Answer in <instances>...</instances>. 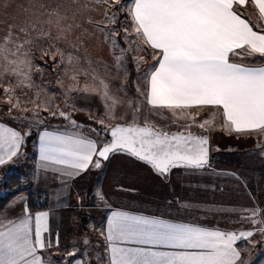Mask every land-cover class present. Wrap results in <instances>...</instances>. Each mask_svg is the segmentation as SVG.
<instances>
[{"label":"snow or ice","instance_id":"obj_1","mask_svg":"<svg viewBox=\"0 0 264 264\" xmlns=\"http://www.w3.org/2000/svg\"><path fill=\"white\" fill-rule=\"evenodd\" d=\"M17 7L30 15L0 35V105L19 125L0 122V167L25 157L27 142L35 136L33 179L51 174L64 194L74 180L102 169L116 155L168 182L175 169L195 173L210 167V136L193 127L210 134L219 122L222 132L237 138L264 135V0H69L67 6L29 0ZM249 9L255 10V20ZM53 27L58 39L73 38L68 49L57 46L52 55L60 70L55 83L63 107L33 78L44 73L33 62V44L51 40ZM93 37L108 47L111 64L87 55L86 42ZM51 48L42 50L43 56ZM129 57L137 71L135 102L126 99ZM117 79L118 89L113 86ZM89 97L100 100L102 115L70 102ZM82 111L99 127L77 121L75 113ZM204 112L207 118L198 119ZM153 116L171 120L160 125ZM49 119L64 124L50 127ZM173 125L178 130H170ZM93 195L97 207L109 210L103 226L94 228L102 238L92 248L95 264H245V247H264V208L259 205L224 213L238 214V222L250 228L221 229L114 208L99 187ZM56 199L58 207L68 206L59 193ZM180 206L190 209L187 203ZM52 218L51 210L33 213L23 193L0 208V264H53L50 250L59 248L60 233L53 237ZM82 243L83 258L76 259L74 241L65 253L67 264H91V242L85 236Z\"/></svg>","mask_w":264,"mask_h":264},{"label":"rangeland","instance_id":"obj_2","mask_svg":"<svg viewBox=\"0 0 264 264\" xmlns=\"http://www.w3.org/2000/svg\"><path fill=\"white\" fill-rule=\"evenodd\" d=\"M31 2L33 4H39L41 0H31ZM4 3L9 4L10 7L6 9L0 7V35H3V33L7 31L9 24H19L30 15V13H25L17 7V5H27L29 0H0V5ZM46 3L50 5L65 4L67 6L69 0H46ZM254 12V9H249V14L252 15L253 20H255ZM92 15L95 19L101 18V16L96 13ZM89 31H91V28H89ZM52 33L51 40H37L33 44V62L39 68L44 69L42 76L36 73L33 78L37 84L43 83V86L46 87L49 93H55L56 99L54 103L63 107V98L60 95L61 89L55 83L57 73L60 70L55 66L52 55L55 53V48L57 46L68 49L69 41L73 38L69 37L68 40L58 39L55 27H53ZM86 43L88 56L93 60H103L111 64L108 47L106 45L98 43L95 37L88 40ZM50 45L52 46L50 54L48 56H43L42 50H48ZM80 52L83 54L84 49H80ZM58 59L57 57V60ZM147 60L148 63H152L151 56H148ZM127 68L126 99H131L135 102L139 98L135 83L137 71L131 57L128 58ZM113 86L118 89L120 87V80H114ZM141 87H144L143 82H141ZM75 95L76 94H73V96ZM28 96L31 97L32 93L29 92ZM3 99V95L0 94V101ZM21 99L23 101L26 97L21 96ZM70 102L75 103L78 108L95 112L98 116L103 113V107L97 97L74 99ZM26 106L31 107L30 104ZM120 111L122 112L124 109L122 108ZM6 112L7 108L0 105V119H5L18 127L19 122L13 121L11 117L7 116ZM20 114L30 116V113ZM15 115H18V113L14 111L13 116ZM41 115L47 114L41 113ZM206 118L207 112L201 113L198 117L200 120ZM75 119L86 126L91 124L93 127H99V125H96L93 121L88 120L86 112L82 111L75 113ZM150 119L154 120L156 124L163 125L170 122L171 117L169 116V121L160 120L154 116L150 117ZM63 124L64 121L60 119L48 120V125L50 127ZM172 129L178 130L175 125H173L170 130ZM192 131L202 133V130L196 127H193ZM88 134L94 135L92 133ZM210 134L216 137L220 136L222 139L216 141L221 147V149L218 150L219 153L210 156H213L210 164H214V168L209 167L208 169L195 173L186 172L182 169H175L172 172L170 181L165 182L154 175L152 171L143 164L135 162L123 155H116L106 162L102 169L90 170L88 173L74 180L73 183H76L78 190L75 192L76 195H70L69 203L72 205L80 204L84 206L77 208L75 211L76 217H81V220H75L76 225L74 229H76V232L86 223V235L91 242L92 248L93 246L101 244L100 240L102 238L99 239V235L94 228L99 229L103 226V220L100 221L99 217L101 215L106 216L109 210L104 208L103 205L97 207L99 202L95 200L93 195L97 187L102 189L114 208L150 213L153 215L163 214L164 216L175 214L183 216L186 212L187 218L193 221L198 219V222L202 221V223L235 225L236 227L247 226L250 228V224L238 222V214L224 215V213L233 208L237 209L238 212L240 208H251L256 205L264 208V147L256 148L257 140L253 143L255 148L247 149L250 144L252 145L253 141L251 138L247 136L237 138L235 134L228 135L220 130L219 122L217 123L216 130ZM34 139L35 136L29 138V143H32ZM219 154L221 157H219ZM229 173H235V176L227 175ZM28 174L29 172H27L26 169L25 175ZM25 177L27 176H22L23 180L26 181L23 183L25 190H34V188L28 184V179L30 180V178L27 177V179ZM121 187L125 189H134L135 191L121 192L119 191ZM0 191H2V189ZM77 195L82 199L78 201ZM177 200L180 202L179 204ZM169 201H172V203L169 204ZM184 203L190 205L189 210L186 211L180 206ZM83 219H85V222L82 221ZM256 239H259V236H257ZM82 240L81 238V241ZM92 248L91 251L89 250L90 252H88V257L94 262L95 258ZM242 259L243 261L244 259L251 261V264H261V262L264 261V247H262L261 244L245 247L242 253Z\"/></svg>","mask_w":264,"mask_h":264},{"label":"crops","instance_id":"obj_3","mask_svg":"<svg viewBox=\"0 0 264 264\" xmlns=\"http://www.w3.org/2000/svg\"><path fill=\"white\" fill-rule=\"evenodd\" d=\"M239 62V61H238ZM0 122L6 123L9 126L12 127H16L15 125H13L11 122L5 120V119H0ZM207 135L210 136V156L216 153H219L218 150L221 149L220 145L216 143L217 140H222L220 136L216 137L215 135L206 133ZM226 135V134H225ZM260 134H253L251 136H247L248 138L252 139V145L250 144V146L247 147V149L249 148H255V146L253 145L254 142H256L258 140V142L256 143V148L257 147H264V135H260ZM218 138V139H217ZM35 140V139H34ZM34 140H32V143H29V141L27 142L26 148H25V152H26V156L25 157H21L19 159H17L15 161L14 164L12 165H8V166H3L0 167V176H6L8 173L12 172V171H16L19 172L22 176H27L30 178V180L28 179V184L32 186L33 189H31L30 191H36V192H42L47 194L48 196V208L44 209V210H39V211H48L51 210L53 213V218L50 220V227L53 230V237L54 234L57 230H59L60 233V246L59 248H53L50 250L51 252V259L53 261V264H67V261L65 260V253L69 250H72V243L75 241L77 248L79 249V251L77 252V256L76 259H82L83 257L81 256V253L85 250V246L83 245L81 238L83 239L85 236L87 237V230H86V223H84L83 227H80L81 229L78 230L76 232L75 228V220H81V217H76L75 215V211L77 208L80 207H84L79 205H72L71 203H69V197L72 194L76 195V191L77 189V185L76 183H71L70 188L68 190V192L66 194H64L63 189L61 188L59 181L55 180L52 178L51 174H41L37 179H33V175L35 173V160H36V152L34 151ZM260 145V146H258ZM223 150V149H222ZM221 152V151H220ZM231 152V151H229ZM213 157V156H212ZM210 157V163H211V158ZM219 157H221V155L219 154ZM210 167L214 168V164H210ZM27 169V172H29L28 175H25V170ZM2 182L3 180H0V190L2 189ZM81 189V188H80ZM3 191V190H2ZM0 191V192H2ZM29 190H23V191H19V192H15L11 199L12 200L15 196L19 195L20 193H23L26 197L28 195ZM61 195V200L66 203L68 206L67 207H63L60 206L58 207L57 204L59 203V201H57L56 196L57 194ZM78 196V195H77ZM9 200V201H10ZM76 206V207H73ZM20 210V206L17 207V212ZM33 213H35L36 211H32ZM147 215H153L150 213H144ZM166 218H171V219H175V220H183V221H190V222H197V223H201L205 226H218L221 229H239V228H249L247 226H238L236 227L235 225H214L211 223H205L202 221L198 222V219L193 221L192 219H188L186 212L185 214L182 215H168L165 216ZM84 218V217H82ZM106 218V216L101 215L99 217L100 221H104ZM83 222H85V219L82 220ZM78 236V237H77ZM99 239H101V237L99 236ZM100 243L102 244V239L100 240ZM90 246V248H89ZM88 246V252L91 251V244ZM90 250V251H89ZM70 259V258H69ZM87 259L91 262V264H95V261L92 262L90 260L89 257H87ZM245 264H251V261H247L246 259H244Z\"/></svg>","mask_w":264,"mask_h":264},{"label":"trees","instance_id":"obj_4","mask_svg":"<svg viewBox=\"0 0 264 264\" xmlns=\"http://www.w3.org/2000/svg\"><path fill=\"white\" fill-rule=\"evenodd\" d=\"M23 179L19 172L12 171L6 175V181L2 182V192H0V208H3L11 199L15 192L25 190L23 183L19 181ZM27 203L31 211H39L48 208V196L42 192L29 191L27 195Z\"/></svg>","mask_w":264,"mask_h":264},{"label":"water","instance_id":"obj_5","mask_svg":"<svg viewBox=\"0 0 264 264\" xmlns=\"http://www.w3.org/2000/svg\"><path fill=\"white\" fill-rule=\"evenodd\" d=\"M172 130H176V129H172ZM193 132L198 133V132H196V131H193ZM198 134H206V133H198Z\"/></svg>","mask_w":264,"mask_h":264}]
</instances>
